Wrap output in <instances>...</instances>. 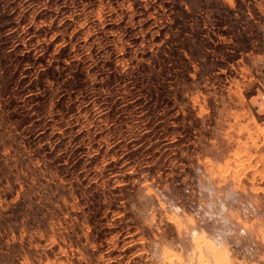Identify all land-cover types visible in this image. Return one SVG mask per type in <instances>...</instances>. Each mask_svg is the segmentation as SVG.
<instances>
[{"label": "rangeland", "instance_id": "374dc122", "mask_svg": "<svg viewBox=\"0 0 264 264\" xmlns=\"http://www.w3.org/2000/svg\"><path fill=\"white\" fill-rule=\"evenodd\" d=\"M0 264H264V0H0Z\"/></svg>", "mask_w": 264, "mask_h": 264}]
</instances>
